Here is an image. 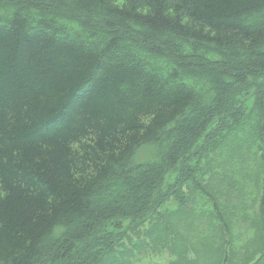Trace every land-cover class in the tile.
Returning a JSON list of instances; mask_svg holds the SVG:
<instances>
[{"label": "trees", "instance_id": "1", "mask_svg": "<svg viewBox=\"0 0 264 264\" xmlns=\"http://www.w3.org/2000/svg\"><path fill=\"white\" fill-rule=\"evenodd\" d=\"M0 1V264H264V0Z\"/></svg>", "mask_w": 264, "mask_h": 264}, {"label": "rangeland", "instance_id": "2", "mask_svg": "<svg viewBox=\"0 0 264 264\" xmlns=\"http://www.w3.org/2000/svg\"><path fill=\"white\" fill-rule=\"evenodd\" d=\"M2 1H0V8L1 6L4 7L5 5H1ZM9 7H13L12 5H9L7 4ZM53 14L55 15H59L58 14V11H54V9L52 10ZM249 97V96H248ZM169 179L171 182L173 181L172 180V176H166V180ZM129 227V221L127 220H114L112 223H110L109 225H107L105 227V230L108 231V232H113V233H124L125 229ZM145 228V226L143 225L142 228ZM130 233V232H129ZM64 234V233H63ZM55 235L49 243H47V245H54V244H59V242H61L62 238L64 235ZM61 238V239H59ZM66 238V237H65ZM65 238H64V241H65ZM44 246H46V243L44 244ZM57 247H51L49 248L48 250L50 249H53L55 250ZM207 250V256L202 259V262L203 264H206V261L212 259V256H213V252L209 249V248H206ZM53 252V251H52ZM140 253V252H139ZM61 254H63L61 252ZM142 257L139 258V254H137V259L135 260V264H164L166 263V260L170 258V255L167 253V252H163V254H159V255H154L153 253H148V255H145L144 254H141ZM139 259V261H137Z\"/></svg>", "mask_w": 264, "mask_h": 264}]
</instances>
